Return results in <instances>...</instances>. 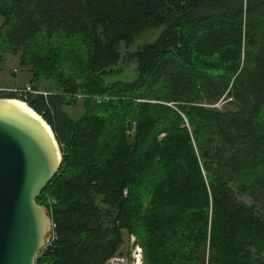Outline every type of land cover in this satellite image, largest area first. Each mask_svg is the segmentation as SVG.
I'll return each mask as SVG.
<instances>
[{"label": "trees", "instance_id": "trees-1", "mask_svg": "<svg viewBox=\"0 0 264 264\" xmlns=\"http://www.w3.org/2000/svg\"><path fill=\"white\" fill-rule=\"evenodd\" d=\"M0 16V58L19 52L47 92L0 97L62 151L36 198L54 224L36 264H104L124 231L145 264H264V0H0Z\"/></svg>", "mask_w": 264, "mask_h": 264}, {"label": "water", "instance_id": "water-1", "mask_svg": "<svg viewBox=\"0 0 264 264\" xmlns=\"http://www.w3.org/2000/svg\"><path fill=\"white\" fill-rule=\"evenodd\" d=\"M61 163L42 115L23 99L0 97V264H36L53 232L50 212L36 198Z\"/></svg>", "mask_w": 264, "mask_h": 264}, {"label": "rangeland", "instance_id": "rangeland-1", "mask_svg": "<svg viewBox=\"0 0 264 264\" xmlns=\"http://www.w3.org/2000/svg\"><path fill=\"white\" fill-rule=\"evenodd\" d=\"M2 20L3 19L0 16V25ZM157 34H158L157 30L155 29H148L142 31L135 37L133 44L130 47H128V49L133 50L143 43L152 42L157 37ZM125 50L126 48L122 46L121 51L123 52ZM18 56H19V52H2L0 58V90H11L12 88H23L26 85H30V83L28 82L30 74L25 68H22L19 65ZM133 67L134 65L132 64H127L125 65V67H122L123 69L122 73L117 75V78H131L132 72L130 69H132ZM82 97H84L83 94H77V101L75 103L68 102L69 99L67 98L66 103L62 105L63 110L73 118H76L79 115H81L83 112V107L81 102ZM221 104H219L218 106H221ZM237 199L242 203H245L247 205H253L256 208H259V203L256 200V195L238 194ZM130 235L133 234H127L126 232H123V243L119 248V251L121 252V254L119 255L126 258L128 264H130V260H131L130 259L131 248L129 242Z\"/></svg>", "mask_w": 264, "mask_h": 264}, {"label": "built area", "instance_id": "built-area-1", "mask_svg": "<svg viewBox=\"0 0 264 264\" xmlns=\"http://www.w3.org/2000/svg\"><path fill=\"white\" fill-rule=\"evenodd\" d=\"M11 91L17 93L19 96L26 97L28 94L36 95L39 93H43L44 95L47 94L45 91H38L31 87V85H26L23 88H12ZM54 227V224H53ZM54 238V233L52 232V235L48 241L50 243L52 239ZM130 242V264H144V258H143V250L142 247L137 242V238L134 235H130L129 238ZM104 264H128V261L126 258L120 256L119 254H115L109 259L106 260Z\"/></svg>", "mask_w": 264, "mask_h": 264}, {"label": "bare ground", "instance_id": "bare-ground-1", "mask_svg": "<svg viewBox=\"0 0 264 264\" xmlns=\"http://www.w3.org/2000/svg\"><path fill=\"white\" fill-rule=\"evenodd\" d=\"M21 106H23L25 108V105L21 104Z\"/></svg>", "mask_w": 264, "mask_h": 264}, {"label": "crops", "instance_id": "crops-1", "mask_svg": "<svg viewBox=\"0 0 264 264\" xmlns=\"http://www.w3.org/2000/svg\"><path fill=\"white\" fill-rule=\"evenodd\" d=\"M125 232V231H124Z\"/></svg>", "mask_w": 264, "mask_h": 264}]
</instances>
